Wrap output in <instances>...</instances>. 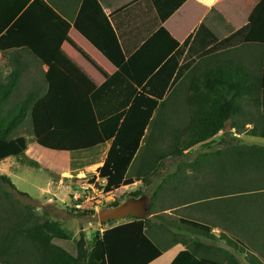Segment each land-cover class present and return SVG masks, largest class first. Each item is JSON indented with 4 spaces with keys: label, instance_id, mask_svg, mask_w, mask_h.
I'll return each instance as SVG.
<instances>
[{
    "label": "trees",
    "instance_id": "1",
    "mask_svg": "<svg viewBox=\"0 0 264 264\" xmlns=\"http://www.w3.org/2000/svg\"><path fill=\"white\" fill-rule=\"evenodd\" d=\"M143 1L126 0L119 5L114 0H84L74 30L116 68L114 74L91 94L56 64L45 72V90L35 87L20 101L14 100L19 71L11 74L9 82L0 84V162L19 156L28 149L24 136H10L30 113L34 138L42 146L72 152L110 142L105 161L99 168V177L106 180V193L135 183L137 179L128 177V173L140 154L143 155L141 166L146 168L154 161L163 165L167 157L174 160L184 158L197 146L211 150L216 145H230L224 150L201 153L189 163H178L177 171L171 177L177 176V172L182 173L185 167L201 172L211 161L215 166L216 157H221L224 151H230L241 160H234L238 168L229 167L233 170L231 177L225 176L228 167H221L224 175L221 182L229 179L237 184L239 180L240 184L247 177L264 176V145L232 144L225 137L219 142L215 140L228 124L233 133L264 139V69L256 73L238 63L200 64L220 51L241 45H264V18L261 17L264 0H258L248 22L238 30L232 26L229 29L222 25L211 26L210 21L216 15L227 22L218 8L213 7L195 36L183 44L163 24L187 0H147L153 5L154 25L147 32L149 37L138 41L137 49L132 53L122 47L116 24L119 16L133 4L140 6ZM91 3L97 7L95 10H89ZM32 6L60 33L67 35L70 32V23L43 0H36ZM104 7L111 8L110 15L106 14ZM94 13L99 24L94 27L83 25L87 15ZM211 33L220 40L208 47L214 40ZM187 48L192 56L181 63ZM177 96L185 98L187 119L180 127L167 132V122L159 123L158 119L166 105ZM12 101L14 105L10 106ZM89 108H93L91 120L81 123L62 121L57 128L53 112H82ZM151 127L152 133L148 137ZM163 133L171 140L166 150L159 146L165 140ZM146 138L147 146H143ZM230 138L234 140L237 137L233 135ZM217 170L220 178V168ZM0 179L20 195L28 196V193L17 189L9 176L1 175ZM139 194L141 192L134 196L139 197ZM250 194L240 193L239 196L243 197L235 202L221 194V202L216 204L218 221H221V227H225L223 229H236V232L246 234L257 232L264 239V222L258 225V217L250 211L257 206L259 199L249 200ZM206 200L202 198L205 207L213 208V204H206ZM1 211L0 264L18 263V256L27 261L25 255L30 256V264H150L162 256V248H165L156 242V237L152 238L148 218L136 217L105 229L89 246L83 234L77 241L71 240L59 221L44 220L35 209L12 204L10 198L0 193ZM173 218L181 229L186 228L197 236L171 264H243L228 249L206 243L209 240L225 241L239 251L246 248L241 238L232 239L223 233L225 230L217 235L213 231L219 225L182 216ZM178 240L186 244L183 237ZM248 240L255 239L248 236ZM251 262L260 263L258 259Z\"/></svg>",
    "mask_w": 264,
    "mask_h": 264
},
{
    "label": "rangeland",
    "instance_id": "2",
    "mask_svg": "<svg viewBox=\"0 0 264 264\" xmlns=\"http://www.w3.org/2000/svg\"><path fill=\"white\" fill-rule=\"evenodd\" d=\"M11 74V73H10ZM80 76V82L85 83L87 87L90 82L95 79L89 76L85 70H77ZM24 80L18 85V90L14 96V100L20 101L34 89L29 85L27 78L37 77V83L43 90L44 82L41 84L39 80L42 78L41 73L24 75ZM25 85V86H24ZM13 100V101H14ZM172 103H168L159 117L158 122H167V132L170 129H176L187 119V105L184 96L173 97ZM10 106H13L14 103ZM91 112V113H90ZM156 115H158L156 113ZM155 115V116H156ZM93 108L84 109V111L74 112H53V118L57 128L62 121L74 120L75 123L91 120L93 118ZM31 118L27 117L24 124L19 129L12 133L13 137L24 136L28 141V149L19 157L12 158L0 162V176L7 175L11 178L14 185L21 192L28 193V196L20 195L14 191L8 184L0 179V193L3 197L10 198L11 203L23 207L35 209V212L44 220L59 221L69 239L77 241L81 234L89 242V246L93 244L95 238L100 236L105 229L133 220L136 217L148 218L150 221V233L155 236L158 242L165 248L162 261H166L180 248H187L190 240L196 239L195 234L190 233L186 228L181 226L174 220V216L187 217L196 221L206 222L211 225H219L215 229V233L219 235L223 233L230 236L232 239L241 238L246 248H241L239 251L228 245L225 241H207L202 237V241L218 248L228 249L233 252L243 264H252L253 259H258L259 264H264V239L263 235L252 232L246 234L241 231L236 232L232 229H223L221 221H218L217 211L214 206L216 202H221L218 199L221 194H226L225 199L235 202L240 193H252L248 196L249 200H259L257 206H253L251 214L258 217L257 224L264 222V176L256 175L253 178L247 177L237 184L231 183L229 179L222 181L223 173L221 167L231 166L239 167L237 161H240L237 156L230 151H224L221 157H216L214 163L210 162L205 170L198 171L195 168H184L183 172H177V176L171 177L177 171L178 163H189L198 157L201 153L212 152L216 148L209 150L208 148L195 147L188 156L184 158H165L164 164L154 161L149 167L141 166L142 154H140L133 166L130 168L128 176L139 179L142 184L133 190L131 188H121L117 191L106 193L104 187L106 180L99 177V168L103 165L110 143L98 144L89 149L77 151H57L46 146H42L34 138ZM152 128H149L147 136L152 133ZM172 131V130H171ZM170 131V132H171ZM232 128L228 124L227 128L222 131L215 140L219 142L222 138H227L228 143L232 144H261L264 145L263 138H254L245 133L236 134L231 132ZM165 140L160 142V148L166 150L170 138L166 133ZM236 136L232 140L230 137ZM147 138L143 142V146H147ZM68 152V154H65ZM234 160H237L234 163ZM226 164V165H225ZM220 168V178L217 168ZM226 169V168H225ZM233 170L229 171L228 175L232 174ZM229 177V176H228ZM235 177V175H234ZM71 188L67 192V188ZM141 192L139 197L134 194ZM254 193V194H253ZM145 197V206L141 211L140 216H127L121 219H108L101 221L99 212L105 208L118 207L131 199ZM207 199L206 204H213V208H206L202 198ZM212 198V199H211ZM211 199V200H210ZM195 202V203H194ZM194 203V204H193ZM206 205V206H208ZM212 207V206H211ZM171 208V210H170ZM0 213H3L2 211ZM168 213V214H166ZM163 225L162 228L158 226ZM264 226V225H262ZM156 227V229H155ZM153 231V232H152ZM158 234V235H157ZM248 236L255 240L249 241ZM183 237L186 244L180 241L181 247L174 245V240ZM263 239V240H262ZM249 241V242H248ZM262 241V242H261ZM25 259L18 258L15 264H30V256H24Z\"/></svg>",
    "mask_w": 264,
    "mask_h": 264
},
{
    "label": "crops",
    "instance_id": "3",
    "mask_svg": "<svg viewBox=\"0 0 264 264\" xmlns=\"http://www.w3.org/2000/svg\"><path fill=\"white\" fill-rule=\"evenodd\" d=\"M35 1L36 0H0V84L9 82L11 74L15 71H19L20 78L18 85L24 80L22 73L24 75L27 73L31 75L34 74V76L37 73H41L42 78L39 80V83L41 84L42 80V83L44 82L45 85V72L48 71L52 64H56L88 94H91L114 74L116 68L103 57L102 53L96 47L79 32L74 30V24L79 16L84 0H43L58 15L70 23L71 30L67 35L60 33L35 11L32 6ZM114 1L116 4L120 5L126 0ZM257 3L258 0H187L164 22L163 26L180 42V44H183L187 39L195 36L200 25L213 7L218 8L226 17L228 23L216 15L210 21L211 26L216 27L222 25L225 29H229L232 26L234 30H238L248 22L249 16L257 6ZM91 6L92 8H89V10H95L97 8L94 4ZM152 6L153 5L149 1L144 0L140 6L137 3L133 4L124 15L119 16L116 25L119 26L120 43L122 47L128 48L132 53L137 49L136 44L138 41H143V37L145 39L149 37L147 36V32L154 25V11ZM104 10L107 15H110L112 12L109 7H104ZM95 15L96 13L92 16L87 15L83 21V25L86 27L97 26L99 21ZM261 17L264 18V11H262ZM211 34L214 40L210 42V46L208 47L214 46L215 43H218L220 40L218 37L215 38L213 33ZM191 56L187 48L181 63L183 60L191 58ZM228 63L242 64L248 69L260 73L264 69V45H241L233 49L220 51L201 61L200 64L215 65ZM77 70H85L90 74L89 76H91V78L95 79V81L89 83L90 86L95 83L93 88L87 87L85 83L82 84V82H80L78 78L80 76L77 74ZM27 80L30 82L29 85H31V87H39L36 81L37 77H29ZM44 90L45 86L43 88V91ZM27 117H30L32 122L30 113ZM27 117L25 120H27ZM24 122L22 124H24ZM22 124L17 129H19ZM31 124L33 129V122ZM10 138L15 137L11 134ZM214 147L224 150L229 148L230 145H216ZM65 154H68V152ZM21 155L10 157L6 160L9 162L12 158H19ZM149 166L150 164H148L146 168ZM228 174L229 171L225 176L231 177V175ZM141 184L142 181L137 179L134 184L122 188H134L133 190H135ZM67 190V192H70L71 188L69 187ZM225 196L227 195L223 194V198H225ZM217 198L222 199L220 196ZM136 199H143L145 201V197ZM216 204H214L215 208ZM169 214L174 216L171 212H169ZM152 238L154 239L155 236H152ZM155 240L158 242L157 239ZM174 241L175 243L171 245V247L174 245L181 247V242L178 239ZM184 249H186V247L180 248L178 252L174 253L166 261H162L164 256L163 251L162 256L150 264H171L175 257Z\"/></svg>",
    "mask_w": 264,
    "mask_h": 264
},
{
    "label": "water",
    "instance_id": "4",
    "mask_svg": "<svg viewBox=\"0 0 264 264\" xmlns=\"http://www.w3.org/2000/svg\"><path fill=\"white\" fill-rule=\"evenodd\" d=\"M144 206L145 201L143 199H131L118 207L102 209L99 212V218L101 221H106L108 219H121L130 215L140 216Z\"/></svg>",
    "mask_w": 264,
    "mask_h": 264
},
{
    "label": "flooded vegetation",
    "instance_id": "5",
    "mask_svg": "<svg viewBox=\"0 0 264 264\" xmlns=\"http://www.w3.org/2000/svg\"><path fill=\"white\" fill-rule=\"evenodd\" d=\"M144 209V208H143ZM130 216H137V215H130Z\"/></svg>",
    "mask_w": 264,
    "mask_h": 264
},
{
    "label": "bare ground",
    "instance_id": "6",
    "mask_svg": "<svg viewBox=\"0 0 264 264\" xmlns=\"http://www.w3.org/2000/svg\"><path fill=\"white\" fill-rule=\"evenodd\" d=\"M208 1V0H207Z\"/></svg>",
    "mask_w": 264,
    "mask_h": 264
}]
</instances>
